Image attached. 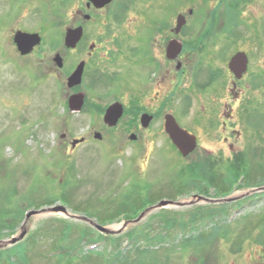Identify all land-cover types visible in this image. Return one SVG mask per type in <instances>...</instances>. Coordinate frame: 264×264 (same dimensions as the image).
Segmentation results:
<instances>
[{
  "label": "rangeland",
  "instance_id": "1",
  "mask_svg": "<svg viewBox=\"0 0 264 264\" xmlns=\"http://www.w3.org/2000/svg\"><path fill=\"white\" fill-rule=\"evenodd\" d=\"M195 2L197 8L205 4L206 13H218L215 0ZM219 14L216 23L235 40L239 34L225 62L239 46L251 54L252 68L264 66V0H223ZM9 59L0 60V225H7L0 243L8 244L0 245V264H264V88L243 85L245 91L235 95L226 78L218 88L221 102L210 101L204 115L199 99L211 100L212 89L184 111L178 103L179 121L200 140L186 157L168 143L160 123L142 133L139 143L102 133V141L91 136L72 147L87 137L89 116L70 112L67 102L56 107L51 90L37 86L33 69ZM256 93L262 102L252 110L248 101ZM219 105L220 120L232 114L242 124L226 131L221 122L213 141L212 120L205 125L201 118L219 116L211 111ZM238 172L254 182L240 178L232 192L219 195L218 186L228 191ZM210 174L217 176L213 183L204 181L212 180ZM191 181L200 182L201 191ZM155 199L140 217L111 220ZM162 201L166 206H159ZM57 206L65 211L40 213ZM23 231L22 240L9 244Z\"/></svg>",
  "mask_w": 264,
  "mask_h": 264
},
{
  "label": "flooded vegetation",
  "instance_id": "2",
  "mask_svg": "<svg viewBox=\"0 0 264 264\" xmlns=\"http://www.w3.org/2000/svg\"><path fill=\"white\" fill-rule=\"evenodd\" d=\"M214 3L218 13L209 14L202 10L205 4L197 8L195 0H0V60L9 59V55L19 58L20 65L31 67L37 86L51 90L56 107H65L67 102L69 109L72 96L82 100L77 113L90 118L82 143L91 136L102 141V133L123 134L122 138L128 139L123 143H139L142 133L149 134L160 123L159 131L175 147L165 131L166 117H173L196 137L200 147L197 132L179 121L178 103L184 111L186 104L192 107L193 101L197 103L196 96L212 89L213 93L207 94L211 100L199 99L204 115L210 101L221 102L218 88L226 78L235 95L238 90L245 91L243 85L264 88V66L252 68L248 50L238 46L225 62L227 48L233 42L237 47L239 34L235 40L224 24L216 23V18L222 17L223 0ZM259 37L264 49V36ZM19 42L27 53L21 52ZM239 53L245 54L246 66L238 77L229 64ZM76 72H80L79 82L69 87ZM261 96L256 93L249 98L248 108L257 109ZM238 98L240 108L244 100L242 95ZM115 105L121 107L122 115L109 126L105 115ZM226 106L232 109V104ZM220 110L221 105L219 110L213 107L211 111L219 116L201 118L205 125L212 120L208 132L213 141L221 127L231 131V124H242L241 117L232 114L220 120ZM146 117L150 118L147 127L143 124Z\"/></svg>",
  "mask_w": 264,
  "mask_h": 264
},
{
  "label": "water",
  "instance_id": "3",
  "mask_svg": "<svg viewBox=\"0 0 264 264\" xmlns=\"http://www.w3.org/2000/svg\"><path fill=\"white\" fill-rule=\"evenodd\" d=\"M19 49L21 50V52L23 54L28 52L27 49L23 46V44H21L20 42H19ZM229 65H230V69L233 70L237 74V76L239 77L238 73L242 72L246 66L245 54L239 53V54L235 55L231 59V62ZM237 69L239 71H237ZM241 69H243V70L241 71ZM79 74H80V72L73 73L72 77L69 80V84H68L69 87H73L76 83L79 82V79H80ZM81 102H82V100L78 96H72L69 100L70 111L72 113L78 112L80 110L81 105H79V104H81ZM121 115H122L121 107L116 106V105L112 106L107 111V113L105 115V123L109 126H114L117 123L118 119L121 117ZM149 122H150V118L146 117L143 119V124L145 127H147L149 125ZM165 131L183 157H186L187 155H189L197 147L196 137L194 135H191L190 133H188L186 130L182 129L173 117H166ZM96 138L99 139L98 134L96 135ZM80 142H83V140L82 139L81 140H74L72 142V147H75L76 144H78ZM166 204H167L166 201H162L159 206H166ZM64 211L65 210H63L62 207L57 206V207H51L48 209H43L40 211V213H45V212L59 213V212H64ZM31 214H33V211ZM83 219L88 221L91 225H93L94 227H96L100 231L105 232V233H109V231L107 229L99 226L98 224H95L89 218L84 217ZM26 233H27V231H23L19 237L12 239L9 242V244H15V243L19 242L20 240H22L26 236ZM1 244H3L4 246L8 245L4 242L0 243V245ZM2 246H0V248Z\"/></svg>",
  "mask_w": 264,
  "mask_h": 264
},
{
  "label": "trees",
  "instance_id": "4",
  "mask_svg": "<svg viewBox=\"0 0 264 264\" xmlns=\"http://www.w3.org/2000/svg\"><path fill=\"white\" fill-rule=\"evenodd\" d=\"M209 166H211V164L209 163L208 164ZM240 170H243L244 171V169H240ZM210 176H212L211 177V179L212 180H210L209 178H207V179H204V181H207V183H209L210 181H212V183L214 182L213 180H214V178H216L217 176L214 174V175H212V174H210ZM241 178V179H240ZM246 178H248V176H247V174L246 173H244V172H238V173H236V175L235 176H233V177H231V179H229V183H231L230 184V186H229V189H228V191L226 190V189H224L225 188V186H218V188L216 189L217 191H219V195H221V196H226L227 194H229L230 192H232V184H236V182H237V180H246ZM249 179V181L250 180H252V182H254V179H251V178H248ZM243 180V181H244ZM209 181V182H208ZM187 182H189V181H187ZM185 183V184H188V183ZM247 182V181H246ZM246 182H245V185H246ZM205 183L206 182H204V183H202V184H204L205 185ZM211 183V182H210ZM190 184H198L196 187L198 188H196V190H199V191H201V189H202V186H199V184H200V182H193V181H191L190 182ZM234 184V185H235ZM211 186V185H210ZM181 192V191H180ZM162 198V197H161ZM157 199H155L154 200V203H151V204H148L147 202H145L140 208H138L136 211H134V213H131V214H128V216L131 218L132 216L133 217H136L137 215H138V213L141 211V210H143V209H145L146 207H148V206H151V205H154L155 204V202H157L156 201ZM49 205H51V204H49ZM123 213H118L117 215H113V216H111V220H113V219H116L118 216H120V215H122ZM7 227V225H0V229L2 230V229H4V228H6Z\"/></svg>",
  "mask_w": 264,
  "mask_h": 264
}]
</instances>
